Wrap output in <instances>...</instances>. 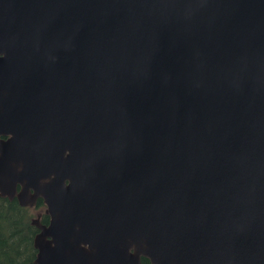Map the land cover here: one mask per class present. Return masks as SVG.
Segmentation results:
<instances>
[{
	"label": "water",
	"instance_id": "1",
	"mask_svg": "<svg viewBox=\"0 0 264 264\" xmlns=\"http://www.w3.org/2000/svg\"><path fill=\"white\" fill-rule=\"evenodd\" d=\"M32 264H264V0H0V198Z\"/></svg>",
	"mask_w": 264,
	"mask_h": 264
},
{
	"label": "trees",
	"instance_id": "2",
	"mask_svg": "<svg viewBox=\"0 0 264 264\" xmlns=\"http://www.w3.org/2000/svg\"><path fill=\"white\" fill-rule=\"evenodd\" d=\"M35 204L22 208L14 199L0 198V264H32L36 255L32 239L38 230L31 221L38 219L39 224L48 223L41 200ZM32 210L39 213L33 215ZM140 260L141 264H149L147 259Z\"/></svg>",
	"mask_w": 264,
	"mask_h": 264
},
{
	"label": "rangeland",
	"instance_id": "3",
	"mask_svg": "<svg viewBox=\"0 0 264 264\" xmlns=\"http://www.w3.org/2000/svg\"><path fill=\"white\" fill-rule=\"evenodd\" d=\"M38 213H39V211L38 212H35V211L32 210V214L33 215H37Z\"/></svg>",
	"mask_w": 264,
	"mask_h": 264
},
{
	"label": "flooded vegetation",
	"instance_id": "4",
	"mask_svg": "<svg viewBox=\"0 0 264 264\" xmlns=\"http://www.w3.org/2000/svg\"><path fill=\"white\" fill-rule=\"evenodd\" d=\"M141 259V258H140ZM148 261V260H147ZM149 262V261H148Z\"/></svg>",
	"mask_w": 264,
	"mask_h": 264
}]
</instances>
